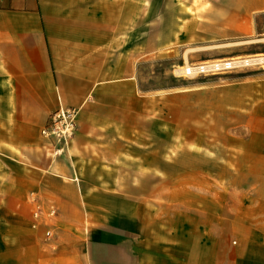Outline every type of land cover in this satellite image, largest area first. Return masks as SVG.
Wrapping results in <instances>:
<instances>
[{
    "label": "crops",
    "instance_id": "1",
    "mask_svg": "<svg viewBox=\"0 0 264 264\" xmlns=\"http://www.w3.org/2000/svg\"><path fill=\"white\" fill-rule=\"evenodd\" d=\"M155 2L0 0L1 237L25 264H264V69L140 87L177 49L183 66L264 51V0H165L156 33ZM171 101L192 122L177 171L169 141L139 153ZM60 107L76 133L53 155L40 130Z\"/></svg>",
    "mask_w": 264,
    "mask_h": 264
},
{
    "label": "rangeland",
    "instance_id": "2",
    "mask_svg": "<svg viewBox=\"0 0 264 264\" xmlns=\"http://www.w3.org/2000/svg\"><path fill=\"white\" fill-rule=\"evenodd\" d=\"M155 4L153 5V11L155 16V23H154V30L155 33L160 28V22L158 20L164 15V17H168L170 19V24H172V19L175 15L178 13V7L175 6H167L163 5L161 2L165 0H155ZM184 9V7H181ZM264 29V15H257L254 20V32L253 36H261V30ZM263 33V31H262ZM254 37V38H255ZM193 41V40H192ZM247 48L244 50V54L240 55H232L231 53H225V52H217L214 55H202V58L198 61H200L198 64H189L191 67L205 63L210 61H218V60H225V59H231V58H247L249 56H261L264 57V54L261 51V43L260 42H252L248 45L245 44ZM181 48V47H178ZM225 50L226 48H220ZM181 49L174 50L176 55L169 56V58L164 59H158L154 58V62H145L141 64V88L146 89V87L151 86H162V83H168L169 84V91L170 94L177 93L178 90L181 89L180 86L182 84L187 83L185 79L197 76L198 74H184V73H176V69H179L183 67L181 63L179 62V55H180ZM151 63L153 64L151 66ZM184 63V64H186ZM169 67L171 72L170 74H167L165 72L166 68ZM243 69H251L252 72L258 71V69H264V60L257 63H251L249 65L245 66H239L231 70L226 71H220L215 73H205L208 77H212L217 80H226L232 72L243 70ZM151 70L153 72L151 73ZM165 86V85H164ZM170 116L168 120H165L162 125H154V126H147V131L144 135L139 136V142L145 146V150L139 151V153L145 157H155V154L158 152L156 150H152V147L158 145L161 142H167L169 141L172 143L171 146H177L176 148H171L169 150L170 152V158H171V171H177V166L172 165L173 161L178 157H185L187 159L188 155H185L182 148L186 147L187 149H190L192 151L193 143L192 140H189V131H192V122L189 118L185 117H178L179 114H177L180 111V108L177 107V103L174 101L170 102ZM153 120V119H152ZM154 120H156V117H154ZM162 130H164L165 134H162ZM124 184V183H123ZM123 186V185H122ZM123 188V187H122ZM4 225V221L1 218L0 214V264H25L26 261H24L23 256L19 257L16 251L11 252L12 250H9L7 247L3 245L2 242V227ZM36 228V227H35ZM48 228H43L42 232L40 233L39 242L44 244L45 242H49L48 239H45V231ZM23 258V259H22Z\"/></svg>",
    "mask_w": 264,
    "mask_h": 264
},
{
    "label": "built area",
    "instance_id": "3",
    "mask_svg": "<svg viewBox=\"0 0 264 264\" xmlns=\"http://www.w3.org/2000/svg\"><path fill=\"white\" fill-rule=\"evenodd\" d=\"M249 64L251 63H245L243 58H231L205 62L193 67L196 69L195 73H215ZM76 113V109L60 107L52 114L50 123L40 130L41 135L49 139L53 155L63 153L73 140L76 133ZM52 213H54L53 210H51L49 214ZM34 216H37V213H35ZM53 235L52 230L47 229L45 231V239L49 240Z\"/></svg>",
    "mask_w": 264,
    "mask_h": 264
},
{
    "label": "bare ground",
    "instance_id": "4",
    "mask_svg": "<svg viewBox=\"0 0 264 264\" xmlns=\"http://www.w3.org/2000/svg\"><path fill=\"white\" fill-rule=\"evenodd\" d=\"M254 39L251 38L248 40V42L253 41ZM262 60H264V57L261 56H249L245 59H243V61L245 63H257V62H261ZM196 71V69L194 67H191L189 64H185L183 67L176 69V73H184V74H194V72Z\"/></svg>",
    "mask_w": 264,
    "mask_h": 264
}]
</instances>
